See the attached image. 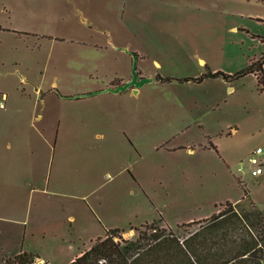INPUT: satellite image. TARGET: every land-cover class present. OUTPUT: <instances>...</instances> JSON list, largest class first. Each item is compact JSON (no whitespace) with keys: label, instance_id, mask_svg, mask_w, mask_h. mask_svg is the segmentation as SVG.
Returning a JSON list of instances; mask_svg holds the SVG:
<instances>
[{"label":"rangeland","instance_id":"obj_1","mask_svg":"<svg viewBox=\"0 0 264 264\" xmlns=\"http://www.w3.org/2000/svg\"><path fill=\"white\" fill-rule=\"evenodd\" d=\"M260 58L264 0H0V124L40 145V155L72 159L79 217L99 222L94 208L114 220L120 211L133 229L116 241L141 237L145 246L169 233L161 217L180 236L200 224L179 225L225 202L244 198L238 211L254 202L264 215V174L237 171L264 142V91L253 74L235 75ZM133 64L151 80L93 102V122L77 123L57 146L60 113L82 117L59 96L125 80ZM215 71L231 78L206 76ZM55 161L47 174L62 182L66 167ZM258 230L263 244L264 223Z\"/></svg>","mask_w":264,"mask_h":264},{"label":"crops","instance_id":"obj_2","mask_svg":"<svg viewBox=\"0 0 264 264\" xmlns=\"http://www.w3.org/2000/svg\"><path fill=\"white\" fill-rule=\"evenodd\" d=\"M137 57L140 58L138 54ZM141 74L145 76L142 72ZM129 79L130 77L125 80L114 78L104 84H96L92 88L82 90L80 94H89L110 86L115 87ZM132 93L133 89H127L123 92H104L82 98H71L78 95L75 93L61 94L59 98L64 104L80 105L82 117L78 120V115L74 112L73 114H66L63 111L60 113L57 117L56 136L59 142L57 146H62V140L77 123L90 125L93 122L95 119L93 115L100 110H96L93 102L119 99ZM39 94L41 92H35V96ZM65 107L72 108L71 105ZM5 109L3 110L6 111ZM9 128L8 123L0 124V259L12 258L24 251L36 255L39 264H69L88 249L92 241L104 236L100 231L101 227L104 231L105 229H119L122 233L133 229L132 227L127 230L124 228L122 221L125 217L120 211L116 213L114 220L103 218L104 216L102 217L94 208L92 209L99 222L91 213H83L82 217H79L75 212L76 183L71 175L72 159L68 158L69 156H66L67 159H61L59 156L55 161L53 157L52 159L47 158L46 154L40 155L37 149L40 145L36 146L30 138H11L8 136ZM41 133L40 130L39 134ZM46 141L44 139L45 143ZM63 146H70V144ZM54 161L64 162L66 167L67 177L62 182L53 181L51 175L47 174V168L51 166L52 169ZM243 200L244 198L236 204H241ZM218 212L217 208L216 213ZM77 224L79 225L78 230L76 229ZM157 224L172 230L163 217Z\"/></svg>","mask_w":264,"mask_h":264},{"label":"trees","instance_id":"obj_3","mask_svg":"<svg viewBox=\"0 0 264 264\" xmlns=\"http://www.w3.org/2000/svg\"><path fill=\"white\" fill-rule=\"evenodd\" d=\"M253 74L257 85L264 91V62L260 58L250 62L235 76ZM206 76L231 78L221 71L208 72ZM201 81L202 77L184 78L183 81ZM243 185V184H242ZM245 198L248 190L243 186ZM237 204L225 202L216 206L219 209L207 219L183 224L200 227L180 243L177 235L170 229L167 235H152L142 246L139 237L135 242L116 241L121 239L119 229H105L103 237L92 241L90 247L69 264H262L264 262L263 244L258 236L264 223L263 212L250 202L251 209H236ZM206 222L205 225L201 223ZM155 224V223H151ZM155 229V228H154ZM104 260L103 263H100ZM37 256L20 252L12 258L0 259V264H34Z\"/></svg>","mask_w":264,"mask_h":264},{"label":"built area","instance_id":"obj_4","mask_svg":"<svg viewBox=\"0 0 264 264\" xmlns=\"http://www.w3.org/2000/svg\"><path fill=\"white\" fill-rule=\"evenodd\" d=\"M5 99V95H2L0 98V108L2 109H4L3 102ZM237 171L243 175L248 173L254 178L264 173V142L256 146L255 149H253L242 161H240ZM242 178V176L239 177L240 180H242ZM189 234L190 233L178 237L180 243H182ZM103 261L104 260H101L100 263H103ZM262 264H264V262Z\"/></svg>","mask_w":264,"mask_h":264},{"label":"water","instance_id":"obj_5","mask_svg":"<svg viewBox=\"0 0 264 264\" xmlns=\"http://www.w3.org/2000/svg\"><path fill=\"white\" fill-rule=\"evenodd\" d=\"M133 61H135L136 56L133 54ZM151 79L150 78H142L140 80L137 79V71H136V66L135 64H133V68H132V77L130 80L126 81L125 83L115 86V87H107L105 89L99 90V91H95L89 94H78L75 95L71 98H82V97H86V96H91L94 94H98V93H104V92H123L127 89L132 88L133 89V93L136 92L137 88L139 86H142L143 84L149 82Z\"/></svg>","mask_w":264,"mask_h":264},{"label":"flooded vegetation","instance_id":"obj_6","mask_svg":"<svg viewBox=\"0 0 264 264\" xmlns=\"http://www.w3.org/2000/svg\"><path fill=\"white\" fill-rule=\"evenodd\" d=\"M133 54H134V53H133ZM133 54H132V55H133ZM134 55H135V54H134ZM135 56H136V55H135ZM131 77H132V76H131ZM131 77H130V79H131ZM142 78H145V76H143V75L141 74V72L137 70V79L140 80V79H142ZM130 79H129V80H130ZM130 89H132V88H130Z\"/></svg>","mask_w":264,"mask_h":264}]
</instances>
